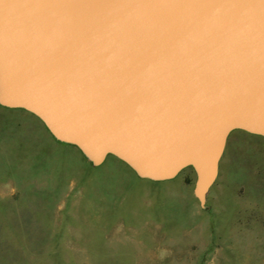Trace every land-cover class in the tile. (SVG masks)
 Masks as SVG:
<instances>
[{
	"label": "water",
	"instance_id": "1",
	"mask_svg": "<svg viewBox=\"0 0 264 264\" xmlns=\"http://www.w3.org/2000/svg\"><path fill=\"white\" fill-rule=\"evenodd\" d=\"M0 104L94 165L191 166L205 206L230 132L264 136V0H0Z\"/></svg>",
	"mask_w": 264,
	"mask_h": 264
},
{
	"label": "rangeland",
	"instance_id": "2",
	"mask_svg": "<svg viewBox=\"0 0 264 264\" xmlns=\"http://www.w3.org/2000/svg\"><path fill=\"white\" fill-rule=\"evenodd\" d=\"M195 179L94 165L0 104V264H264V136L230 132L205 206Z\"/></svg>",
	"mask_w": 264,
	"mask_h": 264
}]
</instances>
